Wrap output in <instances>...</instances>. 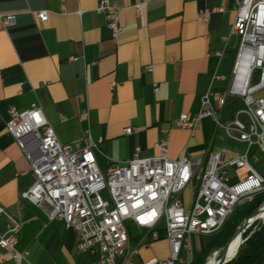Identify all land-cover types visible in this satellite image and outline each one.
<instances>
[{
	"label": "crops",
	"instance_id": "1",
	"mask_svg": "<svg viewBox=\"0 0 264 264\" xmlns=\"http://www.w3.org/2000/svg\"><path fill=\"white\" fill-rule=\"evenodd\" d=\"M111 1L120 8L122 30L116 38L96 10L100 0H0V12L16 18L8 29L0 27V200L22 222L17 249L28 250V260L36 264H98V255L79 250L76 232L49 215V204L22 197L35 176L7 132L9 108L24 111L37 103L60 143L76 149L85 146L89 129L102 170L130 160L137 146L141 156H153L155 144L168 137L172 159L185 151L235 157L249 150L264 176L256 165L257 155L264 153L230 138L212 118L194 137L175 123L181 113L199 112L209 87L223 123L244 108L243 100L233 96L224 106L219 103L237 58L239 37L231 30L239 0H148L138 8L140 0ZM205 9L212 11L208 22L199 19ZM42 10L49 11L45 22L37 16ZM84 112L88 119L81 121ZM129 125L140 129L127 134ZM210 241L206 235L190 237L194 251ZM168 253L169 244L161 239L142 247L136 262ZM0 264H14L2 248Z\"/></svg>",
	"mask_w": 264,
	"mask_h": 264
},
{
	"label": "built area",
	"instance_id": "2",
	"mask_svg": "<svg viewBox=\"0 0 264 264\" xmlns=\"http://www.w3.org/2000/svg\"><path fill=\"white\" fill-rule=\"evenodd\" d=\"M145 1L140 0L136 7ZM96 10L104 15L116 38L122 30L120 8L111 0H100ZM211 13L202 10L199 19L208 22ZM37 16L45 22L49 11H39ZM15 24L13 14L0 12L2 29ZM231 35L239 37L237 58L231 84L227 93L219 96V103L224 106L228 96H233L243 100L244 108L231 122L223 123L214 106L215 93L209 87L199 112L181 113L175 123L194 137L203 121L212 118L230 138L264 153V94H260L264 90V0L237 2ZM224 38L228 40L229 36ZM146 69L152 70V66ZM256 71L258 80L254 83ZM8 112L7 132L28 158L35 176L22 197L37 205L49 204V215L74 230L79 250L95 252L98 264H137L141 248L161 239L169 244L168 255L145 258L140 264H185V256L194 253L191 236L217 233L239 203L252 201L264 190V176L249 150L235 157L215 150L205 156L185 151L179 159H172L168 137H164L155 144L157 154L141 156V147L137 146L130 160L112 162L102 170L94 153L97 142L89 129L85 146L76 149L60 143L53 124L37 103L24 111L9 108ZM79 119L87 120L88 113H82ZM138 129L129 125L124 131L131 134ZM194 183L197 189L187 206L183 193ZM0 220V248L14 264H36L28 260V250L17 249L22 222L1 200ZM130 225L139 230L135 244Z\"/></svg>",
	"mask_w": 264,
	"mask_h": 264
},
{
	"label": "trees",
	"instance_id": "3",
	"mask_svg": "<svg viewBox=\"0 0 264 264\" xmlns=\"http://www.w3.org/2000/svg\"><path fill=\"white\" fill-rule=\"evenodd\" d=\"M264 201V192L255 196V198L246 202L238 209H234L232 215L227 219L224 227L215 234L205 250L199 251L196 259L191 264H206L210 253L214 250H220L228 241L235 236L238 227L242 224L244 218L255 214ZM264 214V213H262ZM261 214V215H262ZM131 241L137 242L140 235L134 236L130 230ZM243 243L241 244L237 255L223 264H262L264 263V220H256L251 226L243 232ZM210 260V258H209ZM209 264V261H208Z\"/></svg>",
	"mask_w": 264,
	"mask_h": 264
},
{
	"label": "rangeland",
	"instance_id": "4",
	"mask_svg": "<svg viewBox=\"0 0 264 264\" xmlns=\"http://www.w3.org/2000/svg\"><path fill=\"white\" fill-rule=\"evenodd\" d=\"M257 80H258V72L256 71L255 72V74H254V78H253V82L255 83V82H257ZM257 156H259L258 157V159L256 160V165L259 167V169L261 170V172L264 174V155H262V154H260V155H257ZM195 189H197V184L196 183H194V184H191V185H189L186 189H185V191H184V193H183V198H184V201H185V203H186V205L188 206L189 204H191L192 203V201H193V198H194V194H193V192H194V190ZM262 192H264V190L263 191H261L260 193H262ZM260 193H258V194H260ZM104 194H106L105 192H104ZM257 194V195H258ZM256 195V196H257ZM255 198V197H254ZM247 201H243V202H241V203H239L236 207H235V211H236V209H238L240 206H242L243 204H245ZM264 205V201H263V203L260 205V207L259 208H261L262 206ZM232 215V214H231ZM230 217V216H229ZM245 219H247V217L246 218H244V220ZM243 220V221H244ZM260 220H264V219H260ZM224 227V226H223ZM130 228H131V231H132V233H133V235L134 236H136V235H138V233H139V230H137V228L135 227V226H133V225H130ZM221 230V229H220ZM219 230V231H220ZM218 231V232H219ZM208 238H210L211 240H212V238H213V235L212 236H207ZM242 237H243V233H242ZM242 240H243V238H241V243H240V245L242 244ZM136 242H134L133 244H135ZM209 245V244H208ZM208 245L206 246V247H204V248H202L201 250H197V251H194V253H193V255H191V256H185V261H186V263L185 264H191L192 262H194V260L196 259V257H197V254H198V252L199 251H202V250H205L207 247H208ZM165 245H164V243H160V248L161 249H165ZM239 248H240V246H239ZM239 248H238V250L237 251H239ZM217 250H214V251H212L210 254V260H209V262L212 260V259H214L215 257H217L218 259H219V257H220V253L219 254H216V255H213L215 252H216ZM220 251V250H219ZM236 251V252H237Z\"/></svg>",
	"mask_w": 264,
	"mask_h": 264
},
{
	"label": "water",
	"instance_id": "5",
	"mask_svg": "<svg viewBox=\"0 0 264 264\" xmlns=\"http://www.w3.org/2000/svg\"><path fill=\"white\" fill-rule=\"evenodd\" d=\"M262 208H259L258 209V211L255 213V214H253L252 216H250V217H248L247 219H245L243 222H242V224L238 227V230L236 231V234H235V236L237 235V233L239 232L240 234H241V236H242V233L246 230V228H248L249 226H251L252 225V223L254 222V221H256V220H260V219H264V218H260L259 217V213H260V210H261ZM234 236V237H235ZM234 237H232L229 241H228V243L222 248V255L219 257V259H218V261H217V264H223V263H225V262H228L229 260H231V259H233L235 256H232V257H230L229 256V254H228V252H229V248H230V242L232 241V239L234 238ZM242 243H243V240H242ZM218 252V254L220 253V251L218 250L217 251Z\"/></svg>",
	"mask_w": 264,
	"mask_h": 264
},
{
	"label": "bare ground",
	"instance_id": "6",
	"mask_svg": "<svg viewBox=\"0 0 264 264\" xmlns=\"http://www.w3.org/2000/svg\"><path fill=\"white\" fill-rule=\"evenodd\" d=\"M244 70H246V67H244ZM255 197V196H254ZM254 197L252 198V200L254 199ZM262 209L260 210V213H259V217L260 218H264V214H262V213H264V205L261 207ZM262 214V215H261ZM241 238H242V236H241V234L238 232L237 233V235L232 239V241L230 242V248H229V252H228V254H229V256L230 257H232V256H236L237 255V253H238V248H239V246H241L240 245V243H241ZM219 250V249H218ZM237 251V252H236ZM216 254H218V252L216 251L213 255H216ZM208 261H209V258H208V260H207V262H206V264H208ZM217 261H218V258L217 257H215L214 259H212L210 262H209V264H217Z\"/></svg>",
	"mask_w": 264,
	"mask_h": 264
}]
</instances>
